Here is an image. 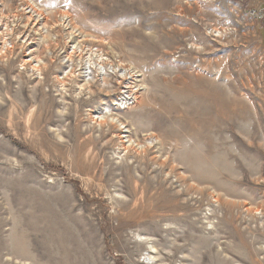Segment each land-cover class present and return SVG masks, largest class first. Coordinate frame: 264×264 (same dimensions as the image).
Segmentation results:
<instances>
[{
    "label": "rangeland",
    "instance_id": "rangeland-1",
    "mask_svg": "<svg viewBox=\"0 0 264 264\" xmlns=\"http://www.w3.org/2000/svg\"><path fill=\"white\" fill-rule=\"evenodd\" d=\"M0 264H264V0H0Z\"/></svg>",
    "mask_w": 264,
    "mask_h": 264
},
{
    "label": "built area",
    "instance_id": "built-area-1",
    "mask_svg": "<svg viewBox=\"0 0 264 264\" xmlns=\"http://www.w3.org/2000/svg\"><path fill=\"white\" fill-rule=\"evenodd\" d=\"M93 52H99V58H106V56L102 53L101 49H92ZM62 50H65V48H63ZM69 52V51H68ZM58 60V59H57ZM67 64L69 65V60H67ZM21 70H23L22 66L20 65ZM97 70L100 73H104L107 74L108 70L112 69V66L110 67H96ZM93 71H95V69L92 66H89V60H88V66H87V73L85 74H89V73H93ZM33 72L37 75V77L40 76V71H34ZM122 91V90H121ZM135 104V101L133 100H126L125 98H123V95L121 93H119V95L117 96L115 102H114V108L120 111H125L127 109H129L130 107H132Z\"/></svg>",
    "mask_w": 264,
    "mask_h": 264
},
{
    "label": "bare ground",
    "instance_id": "bare-ground-1",
    "mask_svg": "<svg viewBox=\"0 0 264 264\" xmlns=\"http://www.w3.org/2000/svg\"><path fill=\"white\" fill-rule=\"evenodd\" d=\"M29 5H30V4H29ZM27 7H28V6H27ZM30 9H31V8H30ZM23 12H24V11H23ZM33 14H36V17H37L38 20H40L41 22H42V21L44 22V21L46 20V18H47V17H45L42 13H37V12H35V13H33ZM25 17H26V16H25ZM31 18H32V17H31ZM28 19H29V18H28ZM61 19L64 20L65 23H68V22L70 23V25H69V30L74 28V27L71 26L72 24H71V21H70V19L68 18V16L64 15V16L61 17ZM33 23H34V22H33ZM69 23H68V24H69ZM25 25H26V24H25ZM33 26H34V25H33ZM31 27H32V26H31ZM78 33H79V31H78ZM84 35H85V34H84ZM26 38H27V37H26ZM68 42H69V41H68ZM75 43H76V42H75ZM2 44H3V43H2ZM6 44H7V43H6ZM28 45H29V44H28ZM31 45H32V44H31ZM87 45H88V44H87ZM89 45H90V44H89ZM78 46H79V48L82 46V42H81V41H78ZM67 47H68V46H67ZM94 47H95V46H94ZM73 48H74V47H73ZM79 48H78V49H79ZM91 48H92V47H91ZM96 48H97V47H96ZM30 50H31V48H30ZM90 50H91V49H90ZM74 51H75V50H74ZM80 51H81V50H80ZM80 51H79V52H80ZM87 51H88V50H87ZM83 52H84V51H83ZM85 53H86V52H85ZM92 53H93L94 56L97 55V53H96V54H94V52H92ZM30 54H31V53H30ZM70 54H71V53H70ZM72 56H73V55H72ZM89 56H90V55H89ZM94 56H93V57H94ZM28 57H29V56H28ZM28 57H27V58H28ZM30 57H31V56H30ZM76 57H78V56H76ZM79 58H80V57H79ZM89 58H90V57H89ZM93 59H94V58H93ZM28 60H29V59H28ZM96 60H99V59H96ZM31 61H32V59H30V62H31ZM23 62H24V61H23ZM94 62H95V61H94ZM33 63H38V62H37L36 60H33ZM92 63H93V62H92ZM94 64H95V63H94ZM31 66H32V65H31ZM37 67H38V66H37ZM131 90H132V89H131ZM126 91H127V90H126ZM129 92H130V91H129ZM134 93H136V92H134ZM134 93H133V94H134ZM127 94H128V93H127ZM124 95H125V94H124ZM135 97H137V96H133V97H131V94H130V98H131V100L135 101ZM125 99H127V98H125ZM128 100H130V99H128ZM174 115H175V114H174ZM190 121H191V120H190ZM195 126H196V125H195ZM200 126H201V125H200ZM196 128H197V127H196ZM118 133H119V132H118ZM124 138H125V137H124ZM86 227H87V226H86ZM86 227H85V228H86ZM85 230H86V229H85Z\"/></svg>",
    "mask_w": 264,
    "mask_h": 264
}]
</instances>
